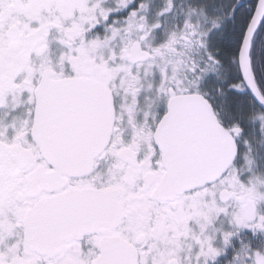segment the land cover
Wrapping results in <instances>:
<instances>
[{
	"label": "snow or ice",
	"instance_id": "1",
	"mask_svg": "<svg viewBox=\"0 0 264 264\" xmlns=\"http://www.w3.org/2000/svg\"><path fill=\"white\" fill-rule=\"evenodd\" d=\"M0 264H264V0H0Z\"/></svg>",
	"mask_w": 264,
	"mask_h": 264
}]
</instances>
